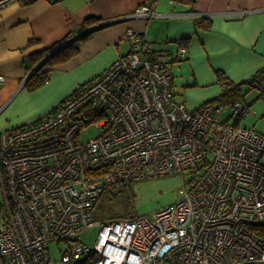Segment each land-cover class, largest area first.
<instances>
[{
  "label": "built area",
  "instance_id": "built-area-1",
  "mask_svg": "<svg viewBox=\"0 0 264 264\" xmlns=\"http://www.w3.org/2000/svg\"><path fill=\"white\" fill-rule=\"evenodd\" d=\"M30 1L0 0V11ZM159 1L130 17H156ZM126 39L130 53L96 80L35 123L0 131V264H51L52 243L66 245V264H264V135L222 120L225 109L178 102L172 64L147 32ZM232 109L236 123L250 114L241 100ZM92 124L101 133L82 142ZM185 172L179 199L151 217L97 221L107 186Z\"/></svg>",
  "mask_w": 264,
  "mask_h": 264
},
{
  "label": "crops",
  "instance_id": "crops-1",
  "mask_svg": "<svg viewBox=\"0 0 264 264\" xmlns=\"http://www.w3.org/2000/svg\"><path fill=\"white\" fill-rule=\"evenodd\" d=\"M148 1L31 0L1 10L0 75L6 82L0 86V131L35 123L127 56L129 29L147 32L157 57L172 64L174 97L191 110L222 95L217 72L241 84L264 68V0H196L177 5L160 0L156 17H130ZM123 18L89 33L69 58L70 52L62 53L47 68L50 82L44 87L26 88V78L50 47L89 29L88 22L98 25ZM197 20H206L204 25L210 27L197 26ZM179 41H186L185 56L179 53Z\"/></svg>",
  "mask_w": 264,
  "mask_h": 264
},
{
  "label": "rangeland",
  "instance_id": "rangeland-1",
  "mask_svg": "<svg viewBox=\"0 0 264 264\" xmlns=\"http://www.w3.org/2000/svg\"><path fill=\"white\" fill-rule=\"evenodd\" d=\"M244 104L250 105L251 114L243 117L240 123H236L233 115L232 105L224 108L221 115L222 120L244 128L256 129L264 135V92L258 87L251 89L243 88ZM101 133L99 128L92 124L84 128L81 134L82 142H88ZM190 172L182 174L167 175L134 181L127 188L121 189L117 186H107L105 192L97 203L96 216L99 223L108 222L113 215L121 220L131 219L133 216H149L164 207L174 204L184 188L185 181L192 179ZM3 200V190L0 180V202ZM1 208V203H0ZM100 226L93 228L86 234L88 242L96 239ZM65 244H51V264H66L63 262Z\"/></svg>",
  "mask_w": 264,
  "mask_h": 264
},
{
  "label": "trees",
  "instance_id": "trees-1",
  "mask_svg": "<svg viewBox=\"0 0 264 264\" xmlns=\"http://www.w3.org/2000/svg\"><path fill=\"white\" fill-rule=\"evenodd\" d=\"M178 3L181 4H193L196 0H175ZM204 22L206 20H197L196 24L199 27H205L209 28L210 25H204ZM87 27H93L94 23L88 22ZM89 36V33L84 34L80 39L75 40L73 42H70L64 47L60 48L58 51H56L45 63L44 66H42L38 71H36L26 82L25 86L29 91H36L42 87H44L47 84V81L50 80V74L49 71L47 70L48 67L55 65L58 61L57 59L62 55V53L65 52H70L66 56L69 58L71 55L75 54L78 50V47L76 44L80 40H85ZM69 38V37H68ZM66 38V39H68ZM65 39V40H66ZM63 40L62 42H64ZM62 42H59L52 47H50L48 50L45 51V53L42 54V57L40 58V61L43 60V58L55 47L59 46ZM186 42V41H184ZM63 60V59H62ZM65 60V58H64ZM218 76V82L224 87L223 93L220 97L217 99L213 100L212 102H209L208 104H211L215 106L217 109H224L229 105H233L235 102L241 100L243 98V88L245 86L250 87L251 89L253 88H261L264 84V68L261 69L259 72H257L250 80L243 82L241 84H234L231 80L227 78V76L223 72H217ZM243 119V117H240L237 120V124L240 123V121ZM135 217V216H133ZM131 217V218H133ZM111 221L114 220H121L117 218V215H113L110 218Z\"/></svg>",
  "mask_w": 264,
  "mask_h": 264
},
{
  "label": "water",
  "instance_id": "water-1",
  "mask_svg": "<svg viewBox=\"0 0 264 264\" xmlns=\"http://www.w3.org/2000/svg\"><path fill=\"white\" fill-rule=\"evenodd\" d=\"M126 19H119V20H114V21H108V22H103V23H101V24H98V25H96V26H94V27H92L91 29H89V30H87V33H92V32H95V31H97V30H100V29H102V28H104V27H107V26H109V25H111V24H114V23H118V22H122V21H125ZM46 61L47 60H43L42 62H40L33 70H32V72L29 74V76L26 78V80H25V83L27 82V80L36 72V71H38L42 66H44L45 65V63H46Z\"/></svg>",
  "mask_w": 264,
  "mask_h": 264
}]
</instances>
